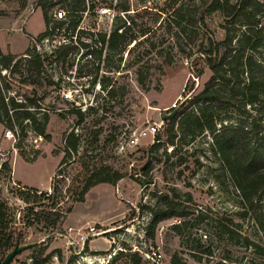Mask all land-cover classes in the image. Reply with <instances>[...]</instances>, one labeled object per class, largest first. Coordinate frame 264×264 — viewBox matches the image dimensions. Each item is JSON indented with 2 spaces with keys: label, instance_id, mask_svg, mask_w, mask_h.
Segmentation results:
<instances>
[{
  "label": "rangeland",
  "instance_id": "1",
  "mask_svg": "<svg viewBox=\"0 0 264 264\" xmlns=\"http://www.w3.org/2000/svg\"><path fill=\"white\" fill-rule=\"evenodd\" d=\"M35 1L0 0V52L15 55L11 64H17L14 71L2 69L0 74H5L11 96L20 102L25 95L33 98L36 106L49 115L45 131L48 138L41 136L36 143L34 137L38 135L27 121L22 123L24 137L18 133L14 142L4 139L7 127L0 120L2 161L11 169L0 173V202L6 206L4 220L12 242L0 249V264L18 245L38 242L16 253L9 264H27L29 257L41 248L44 254L59 249L64 240L58 233L85 220H92L96 229L108 230L88 243L90 250L104 252L109 246L119 248L109 264H132L130 254L134 253L140 264H146L141 254L151 246L160 248L165 264L170 263L173 254L187 264H264V233L256 223V211L247 210L240 202L218 154L212 149L210 131L204 129L193 137L180 133L177 147L161 143L160 161L150 159L148 150L156 143L157 132L141 136L135 144L130 142L132 136L152 123H163L166 108L200 90L211 75L201 60L188 56L189 46L181 36L183 47L179 49L172 33L174 27L163 20L167 11L180 3L190 5L191 0H84L85 10L78 15L66 13L65 23L53 30L47 44L36 39L48 26L45 27L42 11ZM71 1L53 3L47 13L51 21H54L52 9L60 5L67 12ZM257 1L258 10L264 12V0ZM122 6L128 9L120 10ZM70 20L76 22L75 29L68 25ZM206 24L207 36L217 40L225 37V21L219 12L208 15ZM124 26L136 40L128 45L120 60L118 55H107L105 50L100 60L85 59L81 55L85 51L77 42L64 57L55 59L56 56L48 53L49 45L51 48L59 39L68 40L70 34L85 39L87 33L108 35ZM148 29L150 33L142 35ZM234 31L236 35L240 33L237 28ZM204 36L200 33L199 40ZM135 41L139 42L128 53ZM38 51L50 59L45 60L39 83L27 85L22 81L25 60ZM260 51L254 52L255 55L263 56ZM116 66L118 72L114 71ZM198 70L201 74L196 76ZM94 76L96 81H92ZM102 76H108L111 83L125 85L126 95L112 100L103 98L99 82ZM138 77L143 78V85L138 83ZM35 104L29 108L33 110ZM212 108L217 129L221 124L238 122L249 126L255 113L251 105L245 106L246 115L226 104ZM77 110L83 113L82 118ZM13 118L20 129L14 115ZM96 128L101 130L95 138L92 130ZM69 131L79 137L80 144L69 161L60 163L64 156L63 134ZM148 159L149 165L145 167ZM101 164L126 175L115 183L93 185L83 201H77L88 175ZM136 166L142 169L135 173ZM49 178L56 208L63 212V218L54 225L32 221L33 215L17 195L26 189L46 192L49 186L41 187L47 185ZM164 198L189 204L194 213L159 222L149 236L147 225L153 210L163 207ZM177 224L178 228L174 227ZM227 228L231 232L227 233ZM64 261L61 253L59 262Z\"/></svg>",
  "mask_w": 264,
  "mask_h": 264
},
{
  "label": "trees",
  "instance_id": "2",
  "mask_svg": "<svg viewBox=\"0 0 264 264\" xmlns=\"http://www.w3.org/2000/svg\"><path fill=\"white\" fill-rule=\"evenodd\" d=\"M65 1L68 0L35 1L34 4H37L42 11L45 27L48 26L45 31L38 34L37 40L44 36H50L53 30L61 27L65 23L66 13L70 16L71 14L78 15L79 12L85 10L84 0H72L69 5L70 9L65 11V19L51 21L47 14L51 5ZM257 4V0H237L236 2H232V0H191L190 5L180 3L165 13L163 20L168 26L174 27L172 33L176 35L179 49L183 47L180 41L181 36L185 39V45L189 46L188 56H194L195 59L201 60L209 68L211 75L200 90L185 96L182 100H177L174 106L167 109L165 113L172 112L176 108L174 113L164 120L162 131L157 132L156 143L148 150L150 159L153 157L156 161H160L162 156L158 153V148L161 143L177 147L180 133L182 136L193 137L204 129L210 131L213 137V151L218 154L240 197V202L245 205L247 210L256 211L254 216L256 223L264 233V206H261L264 203V33H262L264 12L258 10ZM119 9L127 10L128 8L122 6ZM214 12H219L225 21L226 33L222 40H217L211 35L207 36L209 29L206 17ZM70 22L71 24L68 25L75 29L76 22L74 20H70ZM238 24L243 25V28L238 27ZM236 28L240 30L237 35L234 31ZM202 32L205 36L199 40V35ZM149 33L150 29L145 30L142 35ZM87 34L85 39L77 35L74 37V34H70L68 40L61 41L59 39L49 55L56 56L55 59L64 57L75 47L74 42H77L85 51L81 54L86 57L85 59L91 57L100 60L102 52L105 50L107 55L114 53L120 60L128 45L136 40V36L129 33L127 26L120 30L113 29L108 35L106 33L94 34L93 32ZM137 42L139 41H135L128 49V53ZM259 49H262L260 52L263 56L255 55L256 52L259 53ZM248 51L250 53H247ZM14 58L15 55L11 53L0 52V73L2 69L9 72L14 71L17 66L16 63L11 64ZM48 59H50L49 56L42 58L38 54L30 55L25 60V73L22 74L23 83L27 85L39 83L45 60ZM114 71L118 72L119 66H116ZM200 74V70L195 72L196 76ZM96 79L97 77L94 76L92 81H96ZM137 81L141 85L144 83L142 77H138ZM99 82L102 93H104L103 98L112 100L121 98L127 93L125 85L111 83L108 76H102ZM10 88L9 83L5 81V74H0L1 122L7 128L13 129L15 126L14 115L17 124L21 125L19 132L23 137L25 126L22 123L27 120L29 128L48 138L45 131L49 115L41 107L36 106L35 99L28 98L26 95L23 102L15 101L14 96L9 94ZM5 97H8V101L5 100ZM34 104L36 107L31 110L29 107H33ZM224 104L237 107L240 115H246L245 106L251 105L255 113L249 122L250 125L247 126L239 122L229 123L221 124L220 129H217L215 111L212 107ZM77 113L79 118H82L83 113L80 110H77ZM100 130L101 128L92 130L95 138ZM63 143L64 156L60 163L71 159L72 153L76 152L79 147L80 140L73 131H69L63 134ZM150 151L152 156H150ZM148 165L149 159L144 166ZM1 166V172L11 171L6 161H3ZM95 169L88 175L76 197L77 201H83L84 194L93 185L115 183L126 175L125 172L113 169L107 164H101ZM140 169H142L141 166H136L134 172L136 173ZM37 191V189L20 190L17 195L25 202L27 212L33 215L32 221H44L54 225L60 218H63V212L56 208L57 202L54 200V195L47 197L45 192L37 193ZM163 201V207L153 210V216L146 231L149 236L153 234L159 222L172 217L186 218L194 213V209L189 204L168 201L166 198ZM5 216L6 206L0 202V234H3L0 237V249L8 247L12 243L11 235L7 232ZM30 223L28 222V224ZM174 227L178 228V224ZM226 232L229 233L231 230L227 228ZM247 244L252 243L247 241ZM52 252L53 250L43 256L44 248H41L34 254L32 264L46 259ZM130 260L132 264H140L136 253L130 254ZM169 264H187V262L173 254Z\"/></svg>",
  "mask_w": 264,
  "mask_h": 264
},
{
  "label": "built area",
  "instance_id": "3",
  "mask_svg": "<svg viewBox=\"0 0 264 264\" xmlns=\"http://www.w3.org/2000/svg\"><path fill=\"white\" fill-rule=\"evenodd\" d=\"M34 3V2H33ZM32 5H30L31 7ZM51 12V10H50ZM52 18L55 20H62L65 19V10L60 6L57 5L52 9ZM50 36H44L40 42L41 43H48L50 41ZM53 41V40H51ZM56 44H51V48L49 45L48 53L50 54ZM35 55L38 54L42 58L46 55L44 52H36ZM6 71V69H4ZM15 99V98H14ZM5 100L8 101V97H5ZM15 101L20 102V99H15ZM25 120L24 122H26ZM163 123L154 122L149 125L144 130L138 132L137 135L132 136L130 142L135 144L138 142V139L141 136L151 134L154 135L158 132ZM19 129L14 126V128H6L3 134V138L6 140L12 139L13 142L16 139V135L18 136ZM37 137H34V142H38L41 139V135L37 134ZM13 148V147H12ZM2 156L3 153L0 150V173H1V164H2ZM37 193H40L38 191ZM45 195L52 196V191L50 186L47 187ZM108 233V230H99L96 229L95 223L92 220H85L80 225L71 226L69 225L65 228L62 232H59L58 235L63 238L64 244L60 246V248L53 250V252L43 260H40L37 264H60L59 258L61 257V253L65 256V261L63 264H109L112 259L114 258L117 247L107 248L104 252L99 251H92L88 247V243L92 242L96 237L103 236ZM47 254V253H46ZM44 254L43 256H46ZM146 261V264H165L164 263V256L162 251L157 246H151L148 250L141 254ZM34 258V254L28 259L27 264H32Z\"/></svg>",
  "mask_w": 264,
  "mask_h": 264
},
{
  "label": "water",
  "instance_id": "4",
  "mask_svg": "<svg viewBox=\"0 0 264 264\" xmlns=\"http://www.w3.org/2000/svg\"><path fill=\"white\" fill-rule=\"evenodd\" d=\"M168 109V108H166ZM176 109V108H175ZM175 109L172 111V112H169V113H165L163 116H162V119L165 120L166 118H168L169 116H171ZM38 242H31V243H27L25 245H22V246H15L11 251H9L7 253V255L5 256L4 260L2 261V264H9L10 261L12 260L13 256L18 253L20 250L24 249V248H27V247H32L34 245H36Z\"/></svg>",
  "mask_w": 264,
  "mask_h": 264
},
{
  "label": "crops",
  "instance_id": "5",
  "mask_svg": "<svg viewBox=\"0 0 264 264\" xmlns=\"http://www.w3.org/2000/svg\"><path fill=\"white\" fill-rule=\"evenodd\" d=\"M51 178V177H50ZM50 178H49V180H48V183H47V185H45V186H43V187H41V188H43V189H45L47 186H49V182H50ZM11 179L15 182L16 181V178H15V176H14V174L12 173V177H11ZM18 180V179H17ZM19 181V180H18ZM20 182V181H19ZM22 184H24V183H22ZM24 185H26V184H24Z\"/></svg>",
  "mask_w": 264,
  "mask_h": 264
}]
</instances>
